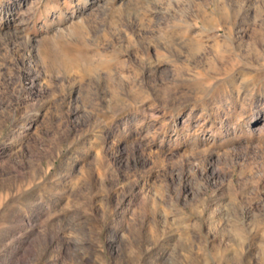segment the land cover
I'll return each instance as SVG.
<instances>
[{"label": "rangeland", "instance_id": "374dc122", "mask_svg": "<svg viewBox=\"0 0 264 264\" xmlns=\"http://www.w3.org/2000/svg\"><path fill=\"white\" fill-rule=\"evenodd\" d=\"M0 264H264V0H0Z\"/></svg>", "mask_w": 264, "mask_h": 264}]
</instances>
